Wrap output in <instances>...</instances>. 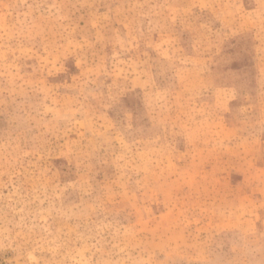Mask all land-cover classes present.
<instances>
[{
    "label": "rangeland",
    "instance_id": "1",
    "mask_svg": "<svg viewBox=\"0 0 264 264\" xmlns=\"http://www.w3.org/2000/svg\"><path fill=\"white\" fill-rule=\"evenodd\" d=\"M0 264H264V0H0Z\"/></svg>",
    "mask_w": 264,
    "mask_h": 264
}]
</instances>
